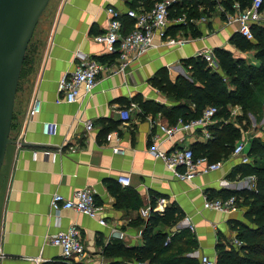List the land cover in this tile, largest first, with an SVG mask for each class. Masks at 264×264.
<instances>
[{
	"label": "crops",
	"instance_id": "0c3cea01",
	"mask_svg": "<svg viewBox=\"0 0 264 264\" xmlns=\"http://www.w3.org/2000/svg\"><path fill=\"white\" fill-rule=\"evenodd\" d=\"M153 1L54 0L38 21L15 93L12 143L6 147L0 168V251L4 253L0 264H107L111 259L104 257L102 250L111 241L120 240L126 247L142 244L145 218L138 207L154 205L158 198L165 199V208L175 206L181 217L173 226L161 225L155 230L170 234L187 231L195 246L186 256L198 262L202 256L215 259L217 244L232 245L236 236L234 223L252 226L244 216L246 207L242 200L244 194L255 189V177L236 172L237 167L251 162L241 163L239 157L230 154L221 161L219 169L196 175L191 181H180L147 151L153 141H159L161 150L171 151L204 144L211 138H205L202 130L195 128L163 140L158 125H168L167 117L145 109L149 103L164 109L180 103L165 90L166 84L178 77L190 80V73L182 64L184 59L223 48L247 63L260 64L254 49L240 51L229 43L231 35L237 32L236 24L226 22L229 13L222 16L220 5L208 11L204 21H193L197 36L186 27L178 29L182 24L168 19L167 34L188 39L182 47L155 46L127 65L123 73L101 71L89 95H82L74 103L55 102L59 96L58 81L74 69L76 51L102 63L109 61H100L109 54L103 44L92 40L107 28L106 8L120 12L124 33L133 22L126 11L147 10ZM253 24L264 27V10L259 23ZM248 41L253 43L254 39ZM154 43H160L157 36ZM115 67L116 64L112 68ZM213 69L222 74L215 58ZM228 88L233 89L229 85ZM34 95L40 100V111L25 126ZM189 107L193 109L192 105ZM124 108L130 109L128 121L119 118L118 110ZM239 109L237 105L229 106L230 112L234 111L229 114V121H235L234 116L241 113ZM248 116L255 121L251 113ZM228 120L214 116L210 125ZM86 121L92 123L90 130L85 129ZM43 122L56 125L53 135L43 134ZM261 122L264 123V95ZM112 132L115 136H109ZM253 135L264 141V128ZM20 138L23 144L17 148ZM114 147L120 152H113ZM248 148L246 143L245 151ZM43 150L57 154L53 159L47 158ZM120 175L129 176L128 186L117 182ZM83 188L92 191L98 216L105 225L71 209H61L57 217L51 212L49 200L53 193L70 198ZM225 194L237 196L238 205L232 213L203 209L205 197L220 198ZM73 225L80 231L85 254L82 259L65 262L59 247L51 245L48 237ZM119 233H123L122 238Z\"/></svg>",
	"mask_w": 264,
	"mask_h": 264
},
{
	"label": "trees",
	"instance_id": "16d2710c",
	"mask_svg": "<svg viewBox=\"0 0 264 264\" xmlns=\"http://www.w3.org/2000/svg\"><path fill=\"white\" fill-rule=\"evenodd\" d=\"M250 1L179 0L170 7L168 19H176L184 14L187 23L178 26V29L186 27L193 31V36H197L198 34L194 32L192 26L193 21L190 22V20L204 17L217 4L223 9L222 16H224L226 12L233 13L234 4L243 10L250 5ZM261 10H264V0L260 6ZM250 30L254 39L253 43L238 32L231 35L229 43L240 51L254 49V57L260 62L259 65L247 63L245 59L234 56L233 53L223 48H215L212 51L217 67L222 74L209 66L200 56L184 59L182 64L190 73V80L178 77L173 83H167L165 90L169 97L180 103L171 109H164L162 106L149 103L145 104L146 111L164 114L167 117L168 125L175 124L178 119L187 121L197 118L207 107L217 109L215 117L220 116L223 120H228L230 117L229 106H239L242 115L237 117L236 121L240 124L243 120L247 121L244 114L248 112L256 120L258 115L261 118L264 95V27L252 24ZM28 45L19 79L26 64ZM115 57L116 54H112L105 56L100 61L107 59L112 61ZM228 85L233 89H229ZM189 105H192L193 109H190ZM236 121L228 120L210 125L208 131L211 138L204 144L189 146L194 157H205L208 162L222 161L228 158L243 130L242 125L240 126ZM247 153L251 158V163L237 167L236 172L242 176L252 175L255 177V189L244 194L242 200V204L246 207L244 216L252 226L239 222L234 223L235 239L240 241L241 245L235 247L217 244L215 246L216 264H264V141L259 137L252 138ZM232 195L236 196L235 194H225L220 198ZM180 217L181 214L175 206L167 207L161 213H151L144 221L140 246L126 247L120 240H113L103 246V256L111 259L107 264H199L196 258L186 256V253L195 246L194 238L187 231L170 234L155 230L161 225L173 226ZM167 237L169 241L165 243Z\"/></svg>",
	"mask_w": 264,
	"mask_h": 264
},
{
	"label": "built area",
	"instance_id": "2783aa9c",
	"mask_svg": "<svg viewBox=\"0 0 264 264\" xmlns=\"http://www.w3.org/2000/svg\"><path fill=\"white\" fill-rule=\"evenodd\" d=\"M179 0H155L151 7L147 10L128 9L126 15L133 22L129 31L122 32V22L120 12L112 7L106 8V13L109 15L107 28L103 33L94 35L92 40L103 44L105 52L109 55L116 54L112 61L104 63L90 58L87 54L76 51L74 54L75 67L69 73L63 75L57 86L59 96L56 103H74L82 95H89L97 84V77L101 71L107 70L111 73H123L124 68L134 61H137L146 51L157 46H176L182 47L188 39L182 37H171L167 34L168 14L170 7ZM263 0H251L250 5L243 10H240L237 4L233 5V13L226 14L225 20L227 23L236 24V30L247 40H252L253 35L250 26L253 23H259L261 19L260 6ZM179 24H186L187 19L184 14L174 19ZM204 21V17L199 19ZM194 21V20H190ZM157 36L160 43H154V37ZM51 40V39H50ZM209 66H214V56L211 51H202L198 53ZM116 64L115 68H112ZM40 111V100L34 95L30 101L26 112L25 126L34 119ZM215 107L205 108L199 117L182 121L178 119L173 125H158V129L164 135L163 140L171 138L179 132H189V130L200 128L205 138L210 137L208 127L216 114ZM121 121L130 119V109L124 108L118 110ZM234 111L230 112L233 115ZM85 129L92 128L91 121L84 123ZM56 130V125L51 122L42 123V132L45 135H53ZM115 136V132L109 136ZM157 138V137H156ZM182 140V138H180ZM17 148L22 146L21 138L16 141ZM246 143L237 141L233 147L231 155L239 157L241 163H250L251 158L245 151ZM60 150L58 149L57 152ZM148 153L156 159L162 161L163 165L171 172L172 176L180 181H191L196 175L206 174L217 170L221 167L222 162H208L205 157H194L193 151L189 146H185L171 151H163L159 148V141H153ZM57 152L43 150L45 157L54 158ZM113 152H120L117 147L113 148ZM117 182L121 186H128L130 178L127 175L117 177ZM238 205L236 196L227 198H208L205 197L202 207L212 211L228 214L232 213ZM49 208L53 215L57 217L61 209H71L77 213L83 214L90 218H97L100 225H105V221L98 216V207L95 203V198L92 191L88 188H83L75 191L70 198H65L59 193H53L50 196ZM165 208V199L158 198L154 205L147 204L139 207V214L147 219L153 212L161 213ZM191 230L193 229L190 226ZM122 238L123 233L118 235ZM48 240L51 245L59 247L61 258L65 262H71L74 259H82L84 257V245L80 236L78 227L71 226L64 231L50 235ZM169 241L167 237L166 242ZM231 244L235 247L241 245V242L232 239ZM4 257V253L0 251V259ZM199 264H216L215 259H210L207 256L200 258Z\"/></svg>",
	"mask_w": 264,
	"mask_h": 264
},
{
	"label": "water",
	"instance_id": "95a60500",
	"mask_svg": "<svg viewBox=\"0 0 264 264\" xmlns=\"http://www.w3.org/2000/svg\"><path fill=\"white\" fill-rule=\"evenodd\" d=\"M50 0H0V168L27 45ZM23 144V143H22Z\"/></svg>",
	"mask_w": 264,
	"mask_h": 264
},
{
	"label": "rangeland",
	"instance_id": "374dc122",
	"mask_svg": "<svg viewBox=\"0 0 264 264\" xmlns=\"http://www.w3.org/2000/svg\"><path fill=\"white\" fill-rule=\"evenodd\" d=\"M54 2V0H50L49 1V3H48V5L46 6V8H45V10L43 11V13H42V15H41V17H40V19L39 20H42V18L44 17V15L47 13V11H48V9L50 8V6L52 5V3ZM45 13V14H44ZM239 111H240V109H239ZM248 114H249V112L247 113V114H244V117H246L247 118V121H241V124H240V122H237L236 121V119H237V117H239L240 115H242V112L240 113V115L237 113L235 116H234V118H235V121L241 126H244V127H242L241 126V128L243 129L242 130V133L243 132H246V133H244V134H242L241 133V137H240V139L239 140H241V141H244L245 143H247V146L249 145L250 146V143H251V140L252 139H249V138H244L245 136L247 137H249V136H252V138H254V135H253V132H256V131H258V130H260V129H262V128H264V123L263 122H261V120L260 119H262V117L261 118H259L258 116H257V120H256V118L254 117V120L255 121H252V119H250V117L248 116ZM248 122V123H247ZM245 130V131H244ZM239 140H237V141H239Z\"/></svg>",
	"mask_w": 264,
	"mask_h": 264
}]
</instances>
